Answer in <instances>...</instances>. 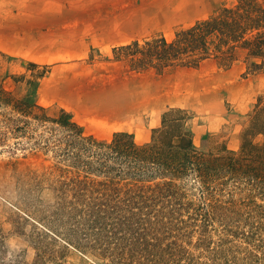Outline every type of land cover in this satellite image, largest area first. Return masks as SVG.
<instances>
[{
    "label": "rangeland",
    "instance_id": "1",
    "mask_svg": "<svg viewBox=\"0 0 264 264\" xmlns=\"http://www.w3.org/2000/svg\"><path fill=\"white\" fill-rule=\"evenodd\" d=\"M15 1L0 0V21L10 26V31L25 20V8L14 7ZM39 3L49 6L45 10L53 21L63 18L79 32L116 21L130 26L126 32L135 36L132 47L120 46L115 57L123 60L136 80H127L118 89L103 86L98 101L101 105L129 104L126 99L135 95V106L140 104V110L132 109L135 116L127 117L128 129H120L121 118L113 113L107 116L110 111L106 107L97 110L99 113L84 109L75 115L55 103L48 91H39V79L48 73L49 66L34 61L33 54L0 49V264H156L152 261L162 256L171 264H264V190L247 177L230 174L212 182L208 190L193 177L179 180L180 191L194 204L192 208H183L174 219L168 215L166 225L156 224L153 217L140 224L142 230L143 225L149 227L142 236L143 242L150 244L145 249L141 244L144 250L140 251L150 252L151 262L140 254H112L132 248L125 240L132 234L114 227L112 220L94 228L74 182L85 178L99 183L107 181V175L99 170L89 174L76 159L77 153L87 156L82 147L88 140L72 141L73 131L51 119L62 118L64 108L82 126L84 136L109 142L116 131L126 130L138 143H146L154 128L161 126L164 113L171 107H182L190 114L187 126L198 149L217 152L226 147L239 153L256 104L264 97V69L252 67L253 62L262 61L261 57L247 59V51L242 50L231 64L224 57L212 56L194 66L162 67L148 53V41L162 36L171 41L180 30L222 13L225 7H236L239 0ZM172 9L179 13L172 16L162 11ZM117 93L122 96L119 101ZM90 101L87 98V103ZM202 203L206 208L221 205L215 219L206 225L202 214L199 219L190 218L197 217V206ZM148 215L152 214H144ZM124 232L126 238H120Z\"/></svg>",
    "mask_w": 264,
    "mask_h": 264
},
{
    "label": "trees",
    "instance_id": "2",
    "mask_svg": "<svg viewBox=\"0 0 264 264\" xmlns=\"http://www.w3.org/2000/svg\"><path fill=\"white\" fill-rule=\"evenodd\" d=\"M148 43L152 60L157 59V64L162 67L194 66L212 56L224 57L231 64L239 59V52L245 50L247 59L253 56L262 59L252 63L253 69H264V3L239 0L236 7H225L222 13L180 30L171 41L162 36ZM134 45L138 46V41ZM124 47L129 49L132 44ZM61 111L62 118L51 119L73 131L72 141L82 143L88 140V144L82 147L87 156L77 153L76 159L89 174L99 170L107 175L108 180L99 183L95 179L74 180L79 201L86 206L94 228L98 223L106 224L107 220H112L114 227L132 234V238L125 239L132 248L114 250L112 254H140L150 262L154 259L150 252L140 251L150 244L143 242L142 236L149 227L143 225L142 230L140 224L150 222L153 217L156 224L163 222L166 225L168 215L174 219L183 208H192L194 204L186 201V195L180 191L179 180L193 177L208 190L212 182L230 174L232 177H247L264 190V97H260L256 104L239 153L226 147L217 152L198 149L193 132L187 126L190 114L182 107L167 110L161 126L154 128L152 139L146 143H138L134 134L126 130L116 131L109 142L97 141L83 135L82 126L72 119L70 112L64 108ZM201 205L197 206V217L190 215V218L199 219L202 214L206 225L215 219L216 208L221 205L215 203L209 208ZM124 235L125 232L120 238H126ZM109 250L110 246L107 247ZM152 262L171 264L164 256Z\"/></svg>",
    "mask_w": 264,
    "mask_h": 264
},
{
    "label": "crops",
    "instance_id": "3",
    "mask_svg": "<svg viewBox=\"0 0 264 264\" xmlns=\"http://www.w3.org/2000/svg\"><path fill=\"white\" fill-rule=\"evenodd\" d=\"M32 1L28 0L25 4L21 0L15 1L14 7L25 8L22 10L25 11V20L22 24H15L13 31L0 21V49L8 53L33 54L34 61L49 66L48 73L39 79V91H48L61 107L72 110L75 115L84 109L96 112L106 107L110 111L106 115L110 117L113 113L120 117V129H128L125 123L128 116L135 114L132 109L140 110V104L135 106V95L129 101L126 99L129 104L109 102L106 105L100 104L98 95L103 86H117L118 89L127 80H136L123 60L115 57L116 50L131 44L135 37L126 32L130 26L124 27L116 21V24L108 23L100 29L84 28L79 32L76 25L63 22V18L53 21L50 12L45 10L48 5L39 3L42 0L33 1L39 5ZM162 11L172 16L179 13L173 9ZM132 86L135 87V84L132 83ZM87 98L91 99L88 103ZM115 99L119 101L122 96L117 93Z\"/></svg>",
    "mask_w": 264,
    "mask_h": 264
}]
</instances>
